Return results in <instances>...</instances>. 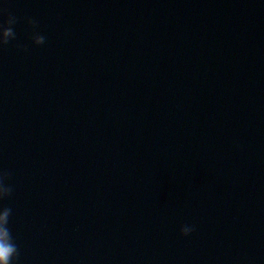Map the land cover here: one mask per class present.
<instances>
[{
	"label": "water",
	"instance_id": "water-1",
	"mask_svg": "<svg viewBox=\"0 0 264 264\" xmlns=\"http://www.w3.org/2000/svg\"><path fill=\"white\" fill-rule=\"evenodd\" d=\"M0 9L13 264H264V0Z\"/></svg>",
	"mask_w": 264,
	"mask_h": 264
},
{
	"label": "clouds",
	"instance_id": "clouds-1",
	"mask_svg": "<svg viewBox=\"0 0 264 264\" xmlns=\"http://www.w3.org/2000/svg\"><path fill=\"white\" fill-rule=\"evenodd\" d=\"M0 14H6V19L3 23H0V47L7 45L11 40L16 39V32L13 25L18 22V17L8 12L7 9H0ZM26 22L33 29L31 34V40L36 45H41L45 42V36L41 35L36 29L39 26V22L32 17H26ZM10 173L7 171H0V201L9 197L13 188L5 181L10 177ZM12 209L4 207L0 210V264H13L14 257L18 256V248L13 243V239L10 233L8 225L9 216ZM194 226L182 225L180 228L181 235L187 236L193 232Z\"/></svg>",
	"mask_w": 264,
	"mask_h": 264
}]
</instances>
